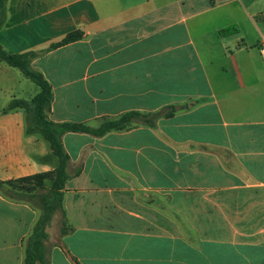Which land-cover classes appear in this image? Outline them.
<instances>
[{
  "label": "crops",
  "instance_id": "1",
  "mask_svg": "<svg viewBox=\"0 0 264 264\" xmlns=\"http://www.w3.org/2000/svg\"><path fill=\"white\" fill-rule=\"evenodd\" d=\"M74 31L83 39L49 50ZM263 39L264 0H7L0 44L32 53L52 122L98 128L188 107L62 137L70 230L46 240L48 264H264ZM39 92L0 61V182L59 166L26 111L10 109ZM42 213L0 194V264H25Z\"/></svg>",
  "mask_w": 264,
  "mask_h": 264
},
{
  "label": "trees",
  "instance_id": "2",
  "mask_svg": "<svg viewBox=\"0 0 264 264\" xmlns=\"http://www.w3.org/2000/svg\"><path fill=\"white\" fill-rule=\"evenodd\" d=\"M6 2L7 0H0V13L5 7ZM236 31L237 29L235 27H229L221 30L220 33L222 35H229ZM83 37L84 33L82 31L71 32L60 42L53 44L49 50H56L67 46L83 39ZM31 57L32 53L10 54L0 44V61L18 69L25 78L29 79L40 88V92L32 100H15L11 104L10 109L22 108L26 111L28 133L41 134L50 143L52 153L59 160V166L53 172L39 173L16 181L0 182V194L14 201L29 203L42 210V216L37 222L32 235L26 242V255L24 262L25 264H44L43 255L46 248L45 242L48 239L46 230L54 213L63 207V190L71 178L68 173L70 157L65 151L62 137L69 132L87 133L101 137L113 131L130 130L136 126V124L153 126L162 116L170 118L178 110L186 109L188 107L173 106L165 113L141 114L139 112H129L119 119L106 120L98 128L77 123L57 124L49 120L48 117V111L50 110L53 101L52 86L41 72L36 71L31 67ZM6 186L11 188H19L21 186L30 191L47 189L49 194L48 196L43 197L41 204H39L34 201L35 196L29 195L28 193L2 192V189ZM69 230L70 229L65 222L61 230V235H66Z\"/></svg>",
  "mask_w": 264,
  "mask_h": 264
},
{
  "label": "rangeland",
  "instance_id": "3",
  "mask_svg": "<svg viewBox=\"0 0 264 264\" xmlns=\"http://www.w3.org/2000/svg\"><path fill=\"white\" fill-rule=\"evenodd\" d=\"M56 161H57V163H59V160L57 157H56ZM48 187H49V185H48ZM2 192H4V193H12V192L13 193L14 192L28 193L29 195L35 196L34 201L36 203H39V204H41L42 198L45 196H48V194H49V191L47 189L30 191V190L22 188L21 186L19 188H13V187L11 188V187L6 186L2 189ZM64 216L65 215L63 214L61 209L54 213L53 218H52V220H51V222L47 228V234H48L47 240L49 241V245H51L53 242H55L58 234L61 233L63 224L66 222V219ZM48 252H49V247H47V249L45 248V252L43 255V258H44L43 263L44 264H48Z\"/></svg>",
  "mask_w": 264,
  "mask_h": 264
},
{
  "label": "built area",
  "instance_id": "4",
  "mask_svg": "<svg viewBox=\"0 0 264 264\" xmlns=\"http://www.w3.org/2000/svg\"><path fill=\"white\" fill-rule=\"evenodd\" d=\"M260 49H261V52L263 53L264 55V39L261 41L260 43Z\"/></svg>",
  "mask_w": 264,
  "mask_h": 264
}]
</instances>
